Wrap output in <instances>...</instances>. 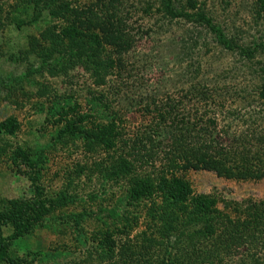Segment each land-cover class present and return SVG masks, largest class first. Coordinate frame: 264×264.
Masks as SVG:
<instances>
[{"label": "rangeland", "instance_id": "374dc122", "mask_svg": "<svg viewBox=\"0 0 264 264\" xmlns=\"http://www.w3.org/2000/svg\"><path fill=\"white\" fill-rule=\"evenodd\" d=\"M66 1L86 8L95 0ZM190 1L194 8L188 0H170L174 10L187 13L172 17L160 0H121L116 13L128 40L121 48L101 42L100 55H109L112 64L97 84L78 63L49 74L31 49V43L44 44L40 33L47 25L58 32L62 19L42 18L17 28L15 20L23 19L17 8L21 0H0V121L11 116L17 123L13 133H0V200L32 197L27 178L11 162L16 148L40 150L38 178L44 194L61 191L67 197L41 224L13 241L9 255L17 258L16 264H79L102 252L106 231L120 243L143 229L151 198L127 204L128 182L106 179L102 171L116 153L129 151L132 141L142 155L135 172L153 177L164 169L169 134L191 121L213 129L224 144L238 136L252 145L256 137L264 138V98L258 90L264 82V50L259 47L264 11H257L255 0ZM197 13L251 54L223 47ZM61 59L54 54L50 62ZM58 106L61 117L49 112ZM69 108L87 116L83 127L113 119L121 132L116 152L86 149L80 138L54 142L50 137L61 118L74 113ZM171 173L187 181L193 193L214 196L217 207L231 217L237 214L232 202L264 197V176L242 180L206 169ZM256 252L264 258V248Z\"/></svg>", "mask_w": 264, "mask_h": 264}, {"label": "trees", "instance_id": "16d2710c", "mask_svg": "<svg viewBox=\"0 0 264 264\" xmlns=\"http://www.w3.org/2000/svg\"><path fill=\"white\" fill-rule=\"evenodd\" d=\"M21 2L17 8L23 19L15 20L17 28L42 18H48V22L60 18L65 22L58 32L55 25L43 29L40 34L44 44L31 43V49L41 59V67L49 74H56L78 63L95 83L103 82L112 60L109 55L104 58L100 55L101 42L121 48L128 40L119 30L122 22L116 13L121 0H95L86 8L72 6L66 0ZM160 3L172 17L187 16V13L174 10L170 0H160ZM188 3L194 8L193 1L188 0ZM255 5L257 11H264V0H255ZM197 15L223 47L251 54V50L231 43L209 17ZM259 47L264 50V43ZM54 54H61L62 59L50 62ZM258 90L260 98H264V82L259 84ZM60 109L62 107L58 106L49 112L61 117ZM72 109L69 108L74 113L69 117L63 113L61 126L50 137L54 142L65 144L70 139L80 138L86 149L93 151L100 147L116 152L121 132L113 119L106 118L104 122L83 127L82 121L87 116ZM196 123L191 121L169 134L168 147L164 151L165 166L159 175L151 177L135 172L134 163L142 157L135 141L128 146L129 151L116 153L102 167L106 179L128 182L127 204L136 205L151 199L144 208V227L139 233L132 239L125 235L123 241L115 243L106 231L102 252L96 259L86 257L79 264H264V258L256 252L257 248H264V197L232 202L237 214L231 217L217 207L214 196L193 193L187 181L171 173L178 169H206L227 178L260 179L264 176V138L256 137V143L252 145L245 136H238L224 144L215 138L213 129L197 127ZM16 127L11 116L0 121V133L11 134ZM42 159L38 149L27 152L16 148L13 151L11 162L27 178L32 197L0 200V263L16 264L17 258L9 255L13 241L41 224L47 213L66 203L67 197L61 191L51 197L44 194L38 178ZM167 170L169 175L166 176Z\"/></svg>", "mask_w": 264, "mask_h": 264}]
</instances>
